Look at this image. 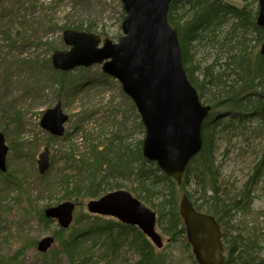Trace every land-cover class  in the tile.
Masks as SVG:
<instances>
[{
    "label": "rangeland",
    "instance_id": "374dc122",
    "mask_svg": "<svg viewBox=\"0 0 264 264\" xmlns=\"http://www.w3.org/2000/svg\"><path fill=\"white\" fill-rule=\"evenodd\" d=\"M227 1L233 7L250 3L251 8L259 9L255 0ZM122 12V0H0V142L7 148L5 166L0 167V264H134L143 255L142 230L88 210L90 201L117 190L130 192L156 212V229L164 246L150 242L155 258L164 264H199L185 233L171 237L163 229L166 220L159 218V211L164 208L162 201L169 199L166 181L153 185L152 180H157L154 176L139 175L135 165L140 161L124 177L113 174V167L107 165L115 152L136 156L140 148L143 156L145 127L121 82L106 74L101 64L71 70L52 64L56 52L70 49L63 39L68 26L91 24L92 33L117 42L123 35ZM185 21L183 18L182 23ZM262 42L253 54L249 50L248 59L256 63V72L264 69L263 60L255 61ZM202 50L195 57L202 67L212 64L217 55L221 62L229 55L227 48L220 52L217 47ZM198 75L195 73L194 79ZM58 102L69 117L62 135L41 126L44 114ZM226 112L223 107L211 108L202 125L203 144L214 141L222 184L229 182L235 185L231 189H240L264 154V131H254L261 123L249 119L246 131L241 127L220 134L221 128L209 125L208 120L211 113L221 117ZM46 149L49 164L41 172L40 155ZM94 156L100 157L102 164L96 166ZM104 178L108 182L102 185L99 181ZM93 186H99L97 197L89 195ZM149 187L152 190L148 191ZM194 187L192 183L188 191ZM76 188L79 194L73 196ZM253 194L251 212L241 217L250 227L262 228L264 169ZM64 202L76 205L73 221L66 228L57 218L44 214ZM48 237L54 239L51 246L39 249V243ZM257 256L264 261V243Z\"/></svg>",
    "mask_w": 264,
    "mask_h": 264
},
{
    "label": "water",
    "instance_id": "95a60500",
    "mask_svg": "<svg viewBox=\"0 0 264 264\" xmlns=\"http://www.w3.org/2000/svg\"><path fill=\"white\" fill-rule=\"evenodd\" d=\"M260 1L258 24L264 27V0ZM126 18L124 36L117 43L106 38L100 47L99 35L76 30L65 32L71 46L53 57L57 69L103 63V71L117 78L142 115L147 135L143 153L168 175L181 181L191 159L202 149V124L210 106L202 104L198 91L190 82L183 65L177 29L168 20L172 0H123ZM264 53V45L262 47ZM61 103L49 109L41 121L43 128L62 135L68 120ZM7 148L0 142V167L5 166ZM49 164V150L40 155L43 172ZM75 203L64 202L46 210L68 227L73 220ZM88 209L94 214L113 216L129 225H137L158 247L162 236L156 231V214L130 192L118 190L92 200ZM180 214L187 227L188 239L200 264H224V247L220 225L209 214L199 212L184 196ZM54 239L42 240L38 248L46 250Z\"/></svg>",
    "mask_w": 264,
    "mask_h": 264
},
{
    "label": "trees",
    "instance_id": "16d2710c",
    "mask_svg": "<svg viewBox=\"0 0 264 264\" xmlns=\"http://www.w3.org/2000/svg\"><path fill=\"white\" fill-rule=\"evenodd\" d=\"M257 1L255 0V3ZM250 6L252 4L246 3L242 7H233L227 0H173L169 11V21L179 32L183 62L191 82L198 89L204 103L210 104L213 108L223 107L227 111L223 117L221 116L223 119L217 115L208 120L209 125L215 124L221 128L218 130L220 134H224L226 130L237 131L241 127L246 131L245 122L249 119H256L261 123L254 131H264V69L254 71L256 63L253 59H248V55L253 54V49H257V43L264 41V29L257 24L258 11ZM183 18L187 20L184 23ZM68 28L88 32L94 30L91 24L83 23ZM252 42L255 43L254 46L251 45ZM208 47H217L219 52L227 48L229 55L227 54L225 62H221L218 55L212 64L205 67H202V62L198 58L195 61L199 50L203 48L202 51H206ZM257 55L255 61H264L263 55L260 53ZM198 72L199 77L194 79V74ZM224 119H227L226 123H223ZM213 143L214 141L205 142L203 149L187 167L181 182L162 172L156 164L148 165L140 148L136 156H133V153L114 151L116 156L113 157V161L108 158L106 162L113 167V174L124 177V173L129 169L134 170L133 165L140 161V164L135 165L139 175L146 178L154 176L157 180H152L153 185H157L158 181H166L169 199L162 201L161 205L164 208L163 211H159V218L162 221L166 220L163 227L166 234L174 237L186 233L180 215V202L182 197L187 195L197 210L213 215L220 223L225 243L226 264H263L264 261L260 260L257 254L264 243L262 241L264 227H250L241 215L251 212L255 199L253 191L255 186L259 185L264 169V154L240 189H231L230 186L235 185L229 182L225 185L220 181L215 154L217 151L214 150ZM94 157L96 166L102 164L100 157ZM107 182L106 178L99 181L102 185ZM69 183L66 177V186H69ZM192 183L195 187L189 192L188 186ZM99 186L98 189L94 186L90 188L91 197H97ZM112 188L113 186H110L111 190ZM77 189L72 190L73 196L79 194ZM150 190L151 187L148 191ZM179 192L182 197L178 195ZM146 200L151 201L148 197ZM165 205L168 207L167 212ZM42 217L45 218L44 215ZM143 237L145 245L142 248L143 255L134 264H164L161 259L153 256V245L145 235ZM72 254L70 251L69 255ZM12 258L16 259L17 256Z\"/></svg>",
    "mask_w": 264,
    "mask_h": 264
},
{
    "label": "bare ground",
    "instance_id": "6f19581e",
    "mask_svg": "<svg viewBox=\"0 0 264 264\" xmlns=\"http://www.w3.org/2000/svg\"><path fill=\"white\" fill-rule=\"evenodd\" d=\"M69 119V118H68Z\"/></svg>",
    "mask_w": 264,
    "mask_h": 264
}]
</instances>
